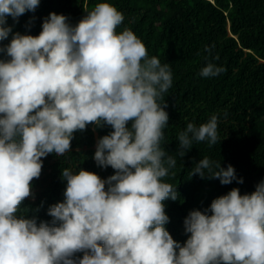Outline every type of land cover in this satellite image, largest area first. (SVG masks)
<instances>
[{
  "label": "clouds",
  "instance_id": "obj_1",
  "mask_svg": "<svg viewBox=\"0 0 264 264\" xmlns=\"http://www.w3.org/2000/svg\"><path fill=\"white\" fill-rule=\"evenodd\" d=\"M40 0H0V264H264V180L255 191L232 188L203 212L184 219L183 245L166 229L167 199L178 197L164 181L176 159L162 148L169 115L159 103L172 86L168 64L148 57L113 5L97 3L75 25L49 13L36 36L7 24L34 12ZM211 54V48L205 47ZM224 67L208 62L199 75ZM89 124L111 126L99 138L94 161L115 174L62 170L63 202L49 206L50 222L18 215L31 181L49 154L70 151L74 133ZM215 145L218 117L178 134L182 158L194 142ZM240 184L232 165L204 157L190 173ZM107 185V188H106ZM210 213V214H209ZM76 253H83L76 258Z\"/></svg>",
  "mask_w": 264,
  "mask_h": 264
},
{
  "label": "trees",
  "instance_id": "obj_2",
  "mask_svg": "<svg viewBox=\"0 0 264 264\" xmlns=\"http://www.w3.org/2000/svg\"><path fill=\"white\" fill-rule=\"evenodd\" d=\"M101 2L123 14L117 33L125 28L133 31L148 57H157L172 72V86L158 102L167 104L169 115L161 146L176 159L171 169L174 174L164 181L176 187L178 197L163 203L169 216L166 229L183 245L190 235L183 223L190 211L203 212L213 199L232 188L250 194L264 180V0H40L34 12L21 15L18 22L9 16L7 24L13 33L36 36L49 13L63 14L75 25ZM10 39L11 34L0 41V47ZM206 46L211 54L205 51ZM5 58L0 53V59ZM208 62L226 71L216 77H201L199 73ZM214 114L220 142L212 146L206 141L194 142L181 158L178 134L188 123L199 126ZM111 131L108 125L89 124L74 133L69 152L41 158V175L30 182L33 195L22 201L18 215L35 217L38 224L50 222L49 206L64 200L65 168L74 172L83 169L102 179L115 174L110 166L101 168L93 159L97 140ZM206 156L223 168L232 165L243 183L222 185L218 179L190 177L196 163ZM82 256L76 253V258Z\"/></svg>",
  "mask_w": 264,
  "mask_h": 264
}]
</instances>
